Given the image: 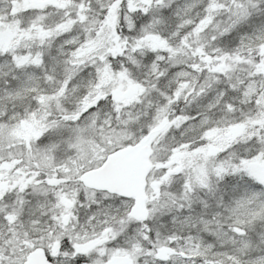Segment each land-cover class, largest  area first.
Instances as JSON below:
<instances>
[{"label": "snow or ice", "instance_id": "1", "mask_svg": "<svg viewBox=\"0 0 264 264\" xmlns=\"http://www.w3.org/2000/svg\"><path fill=\"white\" fill-rule=\"evenodd\" d=\"M0 264H264V0H0Z\"/></svg>", "mask_w": 264, "mask_h": 264}]
</instances>
